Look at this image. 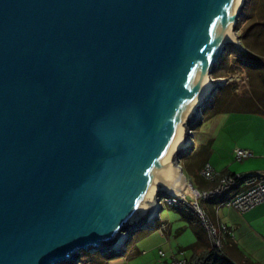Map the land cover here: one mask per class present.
Segmentation results:
<instances>
[{"label":"water","instance_id":"water-1","mask_svg":"<svg viewBox=\"0 0 264 264\" xmlns=\"http://www.w3.org/2000/svg\"><path fill=\"white\" fill-rule=\"evenodd\" d=\"M246 1L0 0V264L153 228Z\"/></svg>","mask_w":264,"mask_h":264},{"label":"crops","instance_id":"crops-1","mask_svg":"<svg viewBox=\"0 0 264 264\" xmlns=\"http://www.w3.org/2000/svg\"><path fill=\"white\" fill-rule=\"evenodd\" d=\"M259 67L257 72L264 74V65ZM262 82L264 83V76ZM234 92L231 87L230 93H225V97L222 98L220 117L215 119V123L213 122L209 144L218 132V128L225 126L228 129L227 136L229 138L234 136L231 146L249 150L252 156L245 159H252L254 163L237 167L234 163H209L207 157H204L199 163H186V169L198 179L197 181L202 187L200 189L209 185L199 176V169L206 162L221 174L247 171L264 172V90L259 89L258 95L253 94L251 90L245 95ZM209 144L201 146L200 149L193 146L190 152L194 154L196 151H203L207 155L211 152ZM232 151L233 149L231 153L234 155ZM179 164L185 181L191 183L184 173L183 165ZM199 204L206 210L214 224H224L231 231L225 239L224 248L214 253L210 264H264V202L245 212L227 207L214 199L200 201ZM173 209L179 210L181 219L184 220L176 227L175 239H171V224L163 222L158 229L160 240L157 242L148 243L141 248L127 244L125 250L120 254L106 256L90 254L85 257L87 260L82 264H167L171 257L194 261L208 247L206 231L194 214L183 208ZM156 223L155 221L152 230L155 229ZM162 225L164 228L161 230ZM181 232L187 233L185 239L181 238L183 235H179ZM166 243L170 244L169 254H166L161 248L163 245H167ZM159 251H163L165 256H160Z\"/></svg>","mask_w":264,"mask_h":264},{"label":"rangeland","instance_id":"rangeland-1","mask_svg":"<svg viewBox=\"0 0 264 264\" xmlns=\"http://www.w3.org/2000/svg\"><path fill=\"white\" fill-rule=\"evenodd\" d=\"M235 34L238 36L241 47L237 48L233 45L227 46L217 63L216 69L211 75L212 79L224 83L217 89L208 104L202 108L201 117L197 118L191 124V130H193V146L196 149H200L203 145L208 146L214 125L213 122L215 123V119L220 117L219 112L222 98L225 97V93H230L231 87L234 89V93L241 95L249 93L250 90L253 94L258 95L259 89L264 90V83L262 82L264 74L262 72H257L260 68L259 66L263 65L260 61L264 63V2H262V0L246 1L243 12L237 21ZM222 78L223 80H220ZM227 130L225 126L218 128V132L214 135V139H212V142L209 144V146H211V152L209 154L205 155L203 151H196L193 154L185 150L180 155L179 163L183 165L184 173L195 188L200 189L202 187L199 185L198 179L186 169V163H199L204 157H207L209 163H234L237 167H243L247 166L248 163H254L252 159H245L242 161L235 159L231 150L233 149L234 151L236 148L240 147L231 146L234 141V136L229 138L227 136L228 134H226ZM236 137L235 134V138ZM249 172L251 171L244 172V174ZM181 221L184 220L181 219V212L179 210L164 206L159 213V219L156 220L155 229L135 230L130 237L128 245H135L141 248L148 243L157 242L160 240L158 229H160V224L163 222L171 224V239H175L176 227L181 224ZM179 235H183L181 238L185 239L187 233L181 232ZM169 245L168 243L161 247L166 254H169ZM90 254H95V256L100 255V253L97 252L90 253L82 251L81 257H79V263L73 260L60 264H82L85 257L90 256Z\"/></svg>","mask_w":264,"mask_h":264},{"label":"built area","instance_id":"built-area-1","mask_svg":"<svg viewBox=\"0 0 264 264\" xmlns=\"http://www.w3.org/2000/svg\"><path fill=\"white\" fill-rule=\"evenodd\" d=\"M190 131L193 135V130ZM233 153L238 161L252 156L249 150L242 148H236ZM199 176L209 184L208 187L197 189L191 183H188L190 192L183 190L181 195L162 196L159 199V205L161 207L183 208L194 214L206 231L211 248L215 251H221L224 248L225 239L231 231L224 224H214L206 210L199 204L200 201L214 199L239 212L250 210L264 202V172L221 174L206 162L199 169ZM163 228L164 225H162L161 230ZM124 250L125 247L120 249V252ZM81 252L79 257H81ZM113 254L114 251H108L104 255H100ZM159 255L163 257L165 253L159 251ZM79 260L78 258L76 262L79 263ZM84 261L86 260L84 259ZM167 264H195V261L171 257Z\"/></svg>","mask_w":264,"mask_h":264},{"label":"trees","instance_id":"trees-1","mask_svg":"<svg viewBox=\"0 0 264 264\" xmlns=\"http://www.w3.org/2000/svg\"><path fill=\"white\" fill-rule=\"evenodd\" d=\"M260 62L264 65V63L262 61H260ZM231 174H233V173H231ZM207 240H208V238H207ZM215 252L216 251L211 248L210 243L208 241L207 249H205V252L194 260L195 264H210L211 263L210 260L212 259Z\"/></svg>","mask_w":264,"mask_h":264},{"label":"bare ground","instance_id":"bare-ground-1","mask_svg":"<svg viewBox=\"0 0 264 264\" xmlns=\"http://www.w3.org/2000/svg\"><path fill=\"white\" fill-rule=\"evenodd\" d=\"M238 46H239V48L241 47V45H240V43L238 42ZM238 77V76H237ZM224 79H226V78H224ZM214 80V79H213ZM220 80H223V78L222 79H220ZM208 81H211V79L210 78H208ZM214 81H219V80H214ZM212 82V81H211ZM184 136H186L185 135V133H184ZM186 138H189V137H187L186 136ZM189 140H190V138H189ZM186 147V146H185ZM178 172H180V171H178ZM183 175V174H182ZM185 191V192H190V186H189V184L185 181V179L183 180V183L181 184V186L179 187V190L177 191V192H175L173 195H181V194H183L182 193V191ZM152 222L151 221H149V224H151Z\"/></svg>","mask_w":264,"mask_h":264}]
</instances>
